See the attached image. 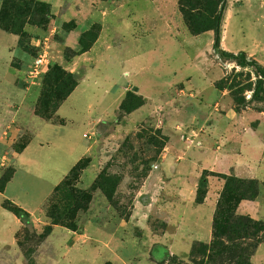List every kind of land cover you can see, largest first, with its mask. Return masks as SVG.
Returning <instances> with one entry per match:
<instances>
[{
	"label": "rangeland",
	"instance_id": "1",
	"mask_svg": "<svg viewBox=\"0 0 264 264\" xmlns=\"http://www.w3.org/2000/svg\"><path fill=\"white\" fill-rule=\"evenodd\" d=\"M221 10V52H215L212 29ZM124 27L125 33H116ZM168 29L175 36L188 32L198 37L189 43L197 48L186 50L188 58L173 47L157 50V54L135 47L143 35H151L159 45L167 44L164 32ZM13 36L17 44L8 47ZM99 39L123 45L120 52L110 51L118 53L123 70L132 65L146 70L148 60L156 56V70H204L196 84L178 92V104L174 93L173 103L176 109L198 103L202 112L208 111L207 120L176 122L183 114L168 117L166 107L156 108L144 120L126 119L127 113L143 105L138 97H131L113 122L99 123L93 133L79 120L65 126L45 123L61 124L55 111L88 67L77 63V55ZM181 41L189 46L187 37ZM43 51L50 55L52 67L38 82H27L33 59ZM164 54L169 67L158 69ZM239 60L247 66L240 67ZM254 70L264 73V0H0V189L13 177V158L34 131L38 140L49 145L70 140L75 145L82 141L87 147L71 181L66 185L64 179L53 190L35 220L26 224L22 218L14 249L10 232L17 224L2 208L0 196V244H7L0 247V264H200L203 260L217 264L227 255L221 251L253 245L257 246L253 255L261 245L254 264H264V231L257 242L229 244L223 239L219 251H209L206 259V254L199 255L202 248L197 245L206 248L213 243L215 212L210 239L197 240L206 226L192 210L191 215L181 212L174 194L178 186L171 185L169 175L170 169L186 164L188 189H195L194 205H201L196 204V193L203 174L207 193L214 184H223L218 201L225 186L222 177L254 181L257 219L252 220L264 229V101L252 99L257 80ZM89 93L74 95L77 110L85 109ZM108 101H99V106L107 107ZM82 134H87L84 139ZM216 152L226 154L217 162L218 170L231 163L241 176L219 174L208 167L209 156L204 154L213 157ZM47 191L43 181L41 185L19 172L4 197L30 213ZM52 204L50 215L47 211ZM177 235L190 242L188 250L175 244ZM195 246L198 249L193 254Z\"/></svg>",
	"mask_w": 264,
	"mask_h": 264
},
{
	"label": "crops",
	"instance_id": "2",
	"mask_svg": "<svg viewBox=\"0 0 264 264\" xmlns=\"http://www.w3.org/2000/svg\"><path fill=\"white\" fill-rule=\"evenodd\" d=\"M116 29V33L119 32V35L122 32L125 33V27ZM165 39H167V44H157L153 42L155 39L151 35H143L141 38L137 39L135 42V47L143 50H147V54H157V50L164 49V52L168 48H174L180 50L186 57L189 56L186 54V50L195 49L197 46L194 44L191 45L189 43L197 41L198 37L189 34L188 32L177 33V36L174 35V32H171L169 29L165 30ZM188 38L189 46L182 44L184 38ZM193 37V40H191ZM17 44V38L13 36V40L7 42V46L9 47L12 43ZM122 43V42H121ZM119 43L111 44L104 43L102 39L95 41L85 52L77 55V63L79 64H87V70L84 71L82 77H80L78 83L75 85L69 96L59 105L55 112V119L59 123H54L52 121H48L45 123H49L52 126H65L67 124H73L74 120H79L81 123H85L90 126L89 132L93 133L96 125L99 123H109L113 122L118 113L121 110L123 104L127 101L130 95L138 97L143 101V105L138 108L130 111L126 115L127 118H136L135 120H144L148 117V115H153L157 111L156 108L166 107V114L168 117H172L176 114H183L180 118H175L176 122H184V119L189 120L191 123H198L197 119H201V122H205L207 120L208 111L200 110L198 103H192L182 106L176 109V106L173 101L174 93L184 92L188 88V85L196 84V80L200 74L204 73V70H182L183 68H179L178 70H156L155 64L157 60L152 58L148 60V66L141 68H135L133 65L129 66L130 70H123V67L120 64V59L116 57L118 53L110 52L113 50L121 51L123 45ZM166 44V45H165ZM116 46V47H111ZM192 46V47H191ZM143 52V51H142ZM189 53V52H188ZM10 54V53H9ZM138 54V53H137ZM165 55V54H164ZM108 57V62L105 66L101 63H105V60ZM138 57H133L131 60H137ZM162 64L158 66V69L162 66L163 69L169 67V64L165 62L168 58L164 57ZM197 57H194L192 61H194ZM131 61L129 64H132ZM191 58L189 59V63H192ZM99 66V67H98ZM153 66V68H151ZM189 66V65H188ZM102 68L103 70H101ZM191 69V68H190ZM71 73L77 72L79 70H68ZM87 92L90 91L89 100L85 105V109L83 111L77 110V104L79 103L77 100H74V95L79 92ZM101 91V94L98 92ZM181 97V96H180ZM109 100L107 102V107L102 108V105L99 106V101L103 104L104 100ZM179 94L177 95V104L180 102ZM67 109V110H66ZM126 114V113H125ZM164 114V115H166ZM173 119V118H172ZM37 132L34 131L33 136L26 143L24 148L15 155L13 158V167H14V175L13 177L6 183L4 187L3 193H0L2 199L5 200L6 194L9 192V187L12 185L13 181L19 175V172H22L25 176L32 177L36 179L41 185L42 181L46 187H48L47 193L42 198L41 203L35 209V211H26L30 215V219L35 220L36 216L39 214L42 204L46 201V199L50 196L53 190L61 184V182L65 179V177L69 174V172L77 165V163L87 154V147L79 141L78 145L72 144L70 140L68 142L62 141L64 144H59L56 146L54 143L50 144L46 142H41V140L37 139ZM87 134H82V139L86 137ZM50 151L49 153H43V151ZM53 151V155H52ZM207 159L208 167L215 170L216 173L226 174L233 173L237 177L239 172L234 164L225 163L223 168L218 170L216 168L217 162L221 157L226 156V154H218L217 152L211 155L208 153L204 154ZM53 156V157H52ZM169 164V162L167 163ZM183 162L176 169H170L169 175L171 176V185L178 187L175 188L176 192H174L175 196L178 198L180 202L181 212L183 211L187 215H191V210L194 215L199 216L200 224H204L206 226L204 233L200 234L201 238L197 240H205L208 241L210 239L211 234V222L213 219V215L215 212L216 204L222 190L223 184L217 183L213 185L212 190L210 189L207 193V197L204 200V203L201 205H194V196L195 189H188V178L185 173L189 170L186 168ZM247 165V164H246ZM207 167V168H208ZM246 168V167H245ZM202 171V170H200ZM199 176L198 173L196 174ZM197 182V178L193 183V188ZM191 205H194L191 209ZM4 211H6L4 209ZM9 212V211H8ZM10 213V212H9ZM12 214V213H11ZM7 215V214H6ZM237 215L240 216H248L251 219H257V210H256V202L253 201H242L237 208ZM8 216V215H7ZM13 221L17 224V228L10 232L11 239V249H14L15 244V235L20 231L22 227V223L19 219H17L13 214ZM0 242H3V239H0ZM178 244L181 248H185L188 250L190 248V242H184L183 235H177L175 244ZM1 248H6L7 244H0ZM261 245L257 248L256 253L251 258V263L254 264V258L257 255ZM21 259V255L19 256ZM18 256V262L21 260ZM24 262V260H23ZM25 264V262H24Z\"/></svg>",
	"mask_w": 264,
	"mask_h": 264
},
{
	"label": "trees",
	"instance_id": "3",
	"mask_svg": "<svg viewBox=\"0 0 264 264\" xmlns=\"http://www.w3.org/2000/svg\"><path fill=\"white\" fill-rule=\"evenodd\" d=\"M221 9L223 10L224 6H222ZM222 10L220 11V14L216 17V24L214 28L212 29L214 30V33H215L214 44H213V50L215 52H221L220 50V22H221V17H222ZM238 65L240 67L247 66V64H245V62H243L242 60L238 61ZM51 67L52 65L50 66V68ZM254 71H255L257 80L255 84V89L252 94V99L254 101L261 102V101H264V99L261 97V91L264 85L263 84L264 73L261 70H254ZM71 91L68 93L67 97L69 96ZM131 97H135V96L130 95L128 99ZM140 101H141L140 103L141 105L143 101L141 99ZM126 104L127 102H125L123 106L121 107L122 111L124 110V107ZM51 119L52 118H50L49 120ZM74 168L70 171L69 175L65 177L66 185L71 181L70 175L72 176L74 172L73 171ZM204 175L205 174L202 175L198 183L197 193H196V204H202L206 197L207 192L204 190L207 187L206 186L207 181ZM222 179L225 180V186H224V190L216 206V211H215V216H214V221H213V233H214L213 243L211 244V247H206V248H203L201 244L197 245V247L202 248V250L198 252L199 255L206 254L204 255L205 259L207 258V254L209 253V251H219L220 250V248L223 245L221 243V240L223 239L226 240V242L229 244L240 243L245 240H252L254 242H257L259 239V234L264 231L263 227L260 224H258V222L253 221L249 217L238 216L236 213L240 202L253 201L256 199L258 195L257 191L255 190L256 183L254 181L241 180L234 176L222 177ZM4 187L5 185L3 186V188L0 189V193H3ZM53 200L54 199L52 198L49 202L52 203ZM49 207L50 208L47 212L48 214L51 215V210L54 209V204H52ZM2 208L12 213L20 221L22 220L23 217L26 218L27 219L26 224L29 223L30 215L25 210L21 209L20 207H18L11 201L4 200L2 203ZM50 218L56 222V220L53 217H50ZM197 247L195 246L193 248V251H192L193 254L196 253L198 249ZM256 247H257L256 245H253L252 247H248L246 249L223 250L221 251L223 254L227 252L226 258L224 259L222 263H217V264H252L251 258L253 256V253ZM220 255L222 254L220 253ZM24 256L26 258L27 254H24ZM205 263L208 264L209 262H206L203 260L200 264H205ZM211 263L216 264L214 261H211ZM28 264H30V262H28Z\"/></svg>",
	"mask_w": 264,
	"mask_h": 264
},
{
	"label": "built area",
	"instance_id": "4",
	"mask_svg": "<svg viewBox=\"0 0 264 264\" xmlns=\"http://www.w3.org/2000/svg\"><path fill=\"white\" fill-rule=\"evenodd\" d=\"M51 65L52 60L50 55L46 51L39 53L33 59L29 70L27 71V82L35 83L41 80Z\"/></svg>",
	"mask_w": 264,
	"mask_h": 264
}]
</instances>
